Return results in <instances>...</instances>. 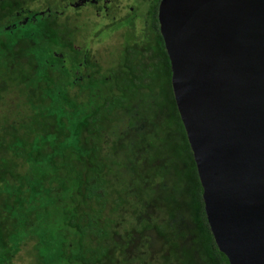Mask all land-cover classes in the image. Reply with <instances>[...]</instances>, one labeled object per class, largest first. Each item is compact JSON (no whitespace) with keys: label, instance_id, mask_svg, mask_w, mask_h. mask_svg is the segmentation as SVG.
<instances>
[{"label":"trees","instance_id":"16d2710c","mask_svg":"<svg viewBox=\"0 0 264 264\" xmlns=\"http://www.w3.org/2000/svg\"><path fill=\"white\" fill-rule=\"evenodd\" d=\"M37 1L0 0V25ZM42 1L48 6L24 23L0 26V34L11 33L0 40V264H14L26 246L35 252L32 264L46 263L45 248L29 245L30 229L63 190L73 202L64 210L74 230V243L61 244L64 261L229 264L206 217L174 98L160 0H145V11L131 16L140 19L139 34L114 44L108 62L104 47L75 45L78 31L90 27L58 20V8L78 13L79 2ZM9 88L16 108L4 101Z\"/></svg>","mask_w":264,"mask_h":264},{"label":"water","instance_id":"95a60500","mask_svg":"<svg viewBox=\"0 0 264 264\" xmlns=\"http://www.w3.org/2000/svg\"><path fill=\"white\" fill-rule=\"evenodd\" d=\"M171 84L229 264H264V0H160Z\"/></svg>","mask_w":264,"mask_h":264},{"label":"rangeland","instance_id":"374dc122","mask_svg":"<svg viewBox=\"0 0 264 264\" xmlns=\"http://www.w3.org/2000/svg\"><path fill=\"white\" fill-rule=\"evenodd\" d=\"M85 1V0H84ZM92 1V0H91ZM108 1V0H100ZM41 2V3H40ZM35 2L34 5L31 3L28 4V6L20 7V10H17L21 13V15L17 16V11L12 12L9 17L4 18V20L1 22L2 24L0 26H5L6 28L10 29V23L13 21H18V18H21L22 20L24 17H28L26 15L30 16L35 13V11H38L39 9H43L48 6L47 2H44L40 0ZM55 6L57 4L63 5L67 3L66 0H55ZM61 2V3H60ZM72 4L77 7L76 1L72 0ZM38 5V6H36ZM47 5V6H46ZM79 11L77 13L76 9L72 8H66L64 7L63 13L60 8H58L59 17L58 20L62 21L67 17V19L73 21L74 23H79L81 25H87L90 28L83 27L81 30L78 31L77 35L75 36V45L77 47L84 46V43L86 45H90L95 50H101L102 56L101 58L103 61L108 62L109 60L113 59L114 57V50L113 48L114 44H117L123 40L124 36L132 34V31L135 32L138 31L136 28H133L132 26V19L131 16L134 15V12H144L146 9V2L145 0H109L108 4L109 8H106L102 5L99 8L92 7L91 5L87 4H80ZM106 5V6H107ZM118 8V10H116ZM81 10V11H80ZM98 10V11H97ZM61 13V15H60ZM81 14V15H80ZM65 15V16H64ZM130 17V19H127V17ZM85 20V21H84ZM124 21V23H121V25L112 27L109 26L108 29L104 31V36L102 37L99 33V36L96 38H93L92 35L88 36V34H91V31H95L99 28L100 23H112V22H121ZM140 19H137L138 23ZM7 22H9V25H7ZM73 24V23H72ZM71 24V25H72ZM6 30L5 32L0 34V40L9 41L11 38L10 30ZM84 30V31H82ZM110 30V32H109ZM109 32V33H107ZM107 33V34H106ZM39 34H41V31H39ZM83 35V36H82ZM96 40V41H94ZM111 49V50H110ZM110 50V53L108 52ZM68 54V53H67ZM73 79V78H71ZM13 88H9L7 92L9 93V96L4 98V101H8L11 104V107H15L14 104V97L12 96ZM14 92V91H13ZM19 103V102H15ZM12 112H10L11 114ZM70 193L68 190H63L61 194H57L55 197H50L46 201L47 209H42L40 213L38 214V219L35 223V225L30 229L31 238L29 240V245L35 246V248L40 249L43 251V247L45 248V254L47 256L46 263L45 264H73L69 263L67 261L62 260L58 254L61 250V244L64 240H68L74 243V230L72 227H70L67 223V217L65 213V207H71L73 205V202L69 199ZM71 233V235H70ZM156 243V241H155ZM27 248L20 249L16 252L15 258H14V264H32L35 258V252L33 250H29L30 248L26 246ZM76 249L72 248V252H74Z\"/></svg>","mask_w":264,"mask_h":264},{"label":"flooded vegetation","instance_id":"af4514ba","mask_svg":"<svg viewBox=\"0 0 264 264\" xmlns=\"http://www.w3.org/2000/svg\"><path fill=\"white\" fill-rule=\"evenodd\" d=\"M77 2H79L80 4L82 3V4H87V5H91L92 7L94 6V7H96V8H99V7H101L102 5L105 7V9L106 8H109V5H107L108 4V1H103V2H101L100 0H76ZM83 1V2H82ZM93 3V4H92ZM107 5V6H106ZM117 10H118V8H117ZM98 11V10H97ZM145 11V10H144ZM143 13V11L142 12H139V13H136V12H134V14L135 15H137V16H140V14H142ZM11 14V13H10ZM17 16H19V15H21V13L19 12V11H17ZM27 16V15H26ZM6 17H9V15H6L5 16V18ZM18 21H20V22H25L26 20H27V18L26 17H24V19L22 20L21 18H18L17 19ZM145 20V19H144ZM14 22L15 21H13V22H11L10 23V25H9V22H7V24L9 25V26H15L14 25ZM132 26H133V28H136L137 30L139 29V27H140V25H139V22L138 23H136L137 22V19L136 20H133L132 19ZM159 22V21H158ZM121 23H124V21H121V22H119V23H117V22H112V23H100V24H98L99 25V27L100 26H103V27H106L107 29L109 28V26L111 25L112 27H116V26H119V25H121ZM135 33V34H139V30L138 31H132V33Z\"/></svg>","mask_w":264,"mask_h":264}]
</instances>
